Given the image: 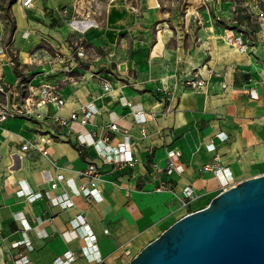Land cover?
<instances>
[{"label":"crops","instance_id":"0c3cea01","mask_svg":"<svg viewBox=\"0 0 264 264\" xmlns=\"http://www.w3.org/2000/svg\"><path fill=\"white\" fill-rule=\"evenodd\" d=\"M71 2L37 0L28 11L20 1L19 6L13 5L12 44L22 52L26 48L41 50L49 38L65 59L56 53L60 61L27 64L22 73L10 63L0 62V75L9 84H15L19 76L36 85L60 83L65 104L48 108L52 115L70 118L76 111L81 118V106L89 101L99 111L86 124L78 119L69 127L42 116L8 118L0 124V264H15L20 254L29 258L27 264H50L67 251L75 257L71 264H118L189 213L185 212L189 205H182L184 186L191 184L195 191L190 205L198 200L208 204L222 191L219 178L203 172L206 164L217 161L229 167L235 183L264 174V24L247 21L251 31H244L256 43L246 53L229 46L222 39L224 29L219 27L216 40L202 41L190 52L174 32L157 36L151 48L155 40L152 26L135 22L130 13L126 23H115V18H110L111 28L103 34L109 45L118 42L126 31H135L124 61L114 58L118 66L104 71L98 64L90 69L78 65L67 54L69 49L59 30L62 28L51 24L50 15L61 16L62 9ZM70 25L86 31L94 26L92 20ZM1 33L0 28L3 44ZM173 38L174 45L169 47ZM25 62L30 63V59ZM194 69L207 81L204 86L186 84L193 78ZM100 77L112 79L110 91H104ZM127 101L147 114V135L143 136L142 125L136 121L133 107L125 104ZM114 122L118 130L109 129ZM41 133L55 138L47 155L21 150L25 139ZM80 133L92 134L96 141L110 134V146L126 140L139 160L133 166L104 162L94 147L75 144ZM175 146L182 150L177 160L182 171L154 175L153 165H164L168 150ZM14 153L21 157L13 155L15 165L10 166ZM90 162L97 163L105 180L102 202L89 204L64 181L51 190V181L59 173L71 179L72 186H80L78 171ZM162 184L174 191H157ZM21 187L43 194L48 190L52 195L66 192L75 205L64 208L45 196L30 201L19 193ZM78 214L86 216L96 233L95 248L84 237L66 239L64 233L71 229ZM22 221L31 228L25 229ZM104 228L109 229L108 234ZM21 241H29L31 246L21 243L15 247ZM91 255L97 258L91 260Z\"/></svg>","mask_w":264,"mask_h":264},{"label":"rangeland","instance_id":"374dc122","mask_svg":"<svg viewBox=\"0 0 264 264\" xmlns=\"http://www.w3.org/2000/svg\"><path fill=\"white\" fill-rule=\"evenodd\" d=\"M3 1L5 6L4 13L1 15L0 28L5 38L3 44H7L11 42L15 29L13 5L19 6V0ZM156 2L155 0H72L70 5L64 8L65 10L62 9L61 16L56 18L53 14L50 15L51 24L62 28L59 30L64 34V41L69 49L67 54H70L78 65L90 69L92 64H98L104 71L118 66L114 58H117L119 62L124 61L127 45L135 31V28L132 31H126L118 42L109 45L103 38V34L106 29L111 28L108 26V23L112 21L110 18H115V23H126L130 13L135 22L149 23L152 26L155 40L151 48L156 45L157 36L161 37L163 33L174 32V37L183 41V45L190 52L202 41L216 40L219 35L216 27L224 29L221 35L227 43V35L237 33L239 30L251 31L247 21L260 26L264 24V0H156ZM45 15L48 16L49 13ZM84 18L92 20L94 24L86 32L80 33L70 25L73 20L81 21L85 20ZM77 40L78 45H75ZM255 43L253 39H250L249 47ZM173 45L174 38L169 42V47ZM78 46L83 47L85 54L81 58L77 54ZM59 49L49 38L41 50L26 48L22 52V48H16L12 44L13 68L22 73L27 70V64L28 66L46 63L51 65L54 61H60L56 55V53L62 55ZM64 57L63 54L62 58L65 59ZM27 58L30 59V63L25 62ZM195 72H199L198 69H194L192 74ZM208 204L200 200L193 201L188 208H185V212H191L192 209ZM140 250L136 249L130 257L118 264H127Z\"/></svg>","mask_w":264,"mask_h":264},{"label":"built area","instance_id":"2783aa9c","mask_svg":"<svg viewBox=\"0 0 264 264\" xmlns=\"http://www.w3.org/2000/svg\"><path fill=\"white\" fill-rule=\"evenodd\" d=\"M20 4L24 10L28 11L32 9L37 0H19ZM5 2L0 0V20L1 15L4 13ZM62 13V11H61ZM80 33H83L80 31ZM252 37L247 34L244 30H239L237 33H232L226 36V41L229 45L234 46L239 52L246 53L249 49V42ZM78 45V40L75 42ZM12 43L0 44V62L10 63L14 65V61L11 55ZM77 54L81 58L84 56L83 47L78 46ZM72 57V56H71ZM74 60V58L72 57ZM103 89L108 92L112 89V79L110 77H100ZM206 80L200 76L199 72H195L193 78L186 80V84L193 87L199 88L206 84ZM65 104V98L62 97L60 93V85L57 83H41L33 84L21 76L18 77V81L15 84H9L5 82L2 75H0V124L8 119L15 117L22 118H34L44 117V120H48L52 123L58 124L59 126L69 127L71 121L80 120L82 124H86L90 118L98 113L99 109L97 106L89 101L81 106V111L83 113L82 117L79 118L78 112L74 111L70 118H63L58 115L50 114L48 108L56 107L61 108ZM129 106L133 107V113L137 122L142 125L141 131L143 136L147 135V128L145 122L147 120V114L144 110L139 108H134L131 102H125ZM110 130H118L119 126L117 123H112L109 126ZM219 135L222 136L220 133ZM111 135L106 134L101 141H96L92 134H78L76 137V143L78 146H92L96 149L97 155L107 163H113L117 166L129 165L133 166L138 162V158L134 155L132 147L125 140L120 142L116 146H110L108 143L111 141ZM222 140L226 139V136L221 137ZM55 140V138L48 133H41L37 137L32 139H25L21 144V150H36L44 155L48 154V146ZM213 146V145H212ZM211 147V150H214ZM13 155L21 157L20 155L14 153L11 155L12 163L10 166H14L15 163ZM182 150L175 146L174 148L168 150L166 161L164 165L154 164L153 174H160L166 172L171 175L182 171V167L177 163V160L181 157ZM217 159V157H216ZM204 173L213 174L217 176L220 180L222 190L235 184L233 181V174L229 167L220 165L217 161L206 164L202 168ZM78 175L82 181L80 186H72L70 180H68L63 173H59L55 179L51 181V190L56 189L60 182H66V184L72 189L75 194L81 195L85 200L93 205L102 202L105 198L104 196V184L105 180L102 178V173L97 163L90 162L85 168L78 171ZM8 180V178H7ZM164 189H169L174 191L168 185L162 184L156 188L157 191ZM183 206H188L195 196V191L191 184L183 187ZM19 193L30 201L47 197L52 203L61 205L64 208H69L75 205V202L68 195V193H62L61 195H52L51 191H46L45 194L41 192H33L29 189L20 188ZM1 207V204H0ZM25 221V220H24ZM23 222V221H22ZM23 226L25 229H30L31 225L26 222ZM105 233H109L108 228H104ZM66 239L72 240L78 237H84L87 239L91 245L95 248V241L97 239L96 233L87 222V218L84 214H78L72 221L71 229L65 233ZM21 243H25L31 246L29 241H21L15 244V247L19 246ZM91 260L96 259L95 256H90ZM75 257L70 252L67 251L63 256L57 258L50 264H71ZM29 258L26 255L20 254L15 260V264H27Z\"/></svg>","mask_w":264,"mask_h":264},{"label":"water","instance_id":"95a60500","mask_svg":"<svg viewBox=\"0 0 264 264\" xmlns=\"http://www.w3.org/2000/svg\"><path fill=\"white\" fill-rule=\"evenodd\" d=\"M127 264H264V174L220 191Z\"/></svg>","mask_w":264,"mask_h":264},{"label":"bare ground","instance_id":"6f19581e","mask_svg":"<svg viewBox=\"0 0 264 264\" xmlns=\"http://www.w3.org/2000/svg\"><path fill=\"white\" fill-rule=\"evenodd\" d=\"M155 2H156V0H155ZM156 3H157V2H156ZM156 3H155V4H156ZM85 15H86V14H85ZM84 19H85V18H84ZM85 21H86V22H89V21H91V20H88V19L81 20V21H80V20H73V21L71 22V24H72V23H75V24H76V23H81V22H85ZM73 28H74V30L76 29V30H79V31H81V32H86V29L82 30V29H80V28H78V27H73Z\"/></svg>","mask_w":264,"mask_h":264}]
</instances>
